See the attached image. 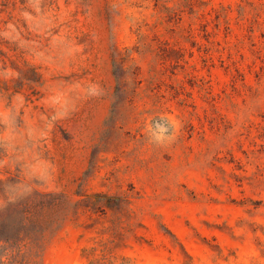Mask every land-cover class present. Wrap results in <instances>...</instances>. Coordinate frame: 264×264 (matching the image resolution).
<instances>
[{
  "label": "rangeland",
  "instance_id": "rangeland-1",
  "mask_svg": "<svg viewBox=\"0 0 264 264\" xmlns=\"http://www.w3.org/2000/svg\"><path fill=\"white\" fill-rule=\"evenodd\" d=\"M0 177L67 213L4 264H264V0H0Z\"/></svg>",
  "mask_w": 264,
  "mask_h": 264
},
{
  "label": "trees",
  "instance_id": "trees-1",
  "mask_svg": "<svg viewBox=\"0 0 264 264\" xmlns=\"http://www.w3.org/2000/svg\"><path fill=\"white\" fill-rule=\"evenodd\" d=\"M113 65L115 69H124L122 61L115 58ZM15 182L12 177H0V264L5 263L4 258L8 253L21 257L20 260L27 256L38 257L45 233L55 230L67 216L64 212L44 218V209L58 206L51 202L55 194L38 191L19 194L15 191ZM127 196L95 192L86 196L84 205L93 209L123 211L128 204ZM78 205V202L73 204V213Z\"/></svg>",
  "mask_w": 264,
  "mask_h": 264
}]
</instances>
